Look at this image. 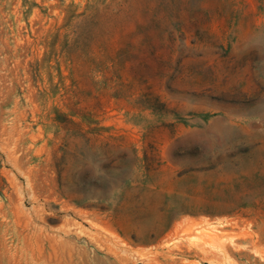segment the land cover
<instances>
[{
	"label": "rangeland",
	"instance_id": "374dc122",
	"mask_svg": "<svg viewBox=\"0 0 264 264\" xmlns=\"http://www.w3.org/2000/svg\"><path fill=\"white\" fill-rule=\"evenodd\" d=\"M0 264H264V0H0Z\"/></svg>",
	"mask_w": 264,
	"mask_h": 264
},
{
	"label": "bare ground",
	"instance_id": "6f19581e",
	"mask_svg": "<svg viewBox=\"0 0 264 264\" xmlns=\"http://www.w3.org/2000/svg\"><path fill=\"white\" fill-rule=\"evenodd\" d=\"M191 226H192V225H191ZM99 237H100V236H99ZM98 239H99V238H98ZM98 239H97V240H98ZM104 246H105V245H104ZM117 249H118V247H117ZM118 250H119V249H118ZM112 252H113V251H112ZM144 256H145V255H144ZM147 261H148V260H147Z\"/></svg>",
	"mask_w": 264,
	"mask_h": 264
}]
</instances>
